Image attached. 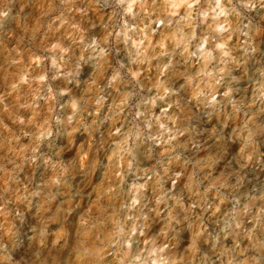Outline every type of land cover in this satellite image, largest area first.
<instances>
[{"label":"clouds","instance_id":"obj_1","mask_svg":"<svg viewBox=\"0 0 264 264\" xmlns=\"http://www.w3.org/2000/svg\"><path fill=\"white\" fill-rule=\"evenodd\" d=\"M0 264H264V0H0Z\"/></svg>","mask_w":264,"mask_h":264}]
</instances>
